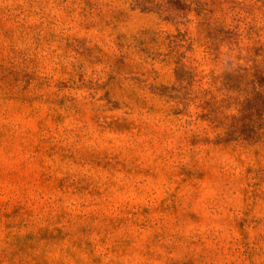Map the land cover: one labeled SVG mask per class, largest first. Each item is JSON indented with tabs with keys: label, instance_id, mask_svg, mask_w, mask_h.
Segmentation results:
<instances>
[{
	"label": "rangeland",
	"instance_id": "rangeland-1",
	"mask_svg": "<svg viewBox=\"0 0 264 264\" xmlns=\"http://www.w3.org/2000/svg\"><path fill=\"white\" fill-rule=\"evenodd\" d=\"M168 2L0 0V264H264V0Z\"/></svg>",
	"mask_w": 264,
	"mask_h": 264
},
{
	"label": "trees",
	"instance_id": "trees-1",
	"mask_svg": "<svg viewBox=\"0 0 264 264\" xmlns=\"http://www.w3.org/2000/svg\"><path fill=\"white\" fill-rule=\"evenodd\" d=\"M148 1H150V0H146V1L145 0H129V3H130V5L132 6L133 9H139V8L141 9V5L143 3H147ZM153 1H155V0H153ZM168 1L169 0H163V2L166 3V4L169 3Z\"/></svg>",
	"mask_w": 264,
	"mask_h": 264
}]
</instances>
